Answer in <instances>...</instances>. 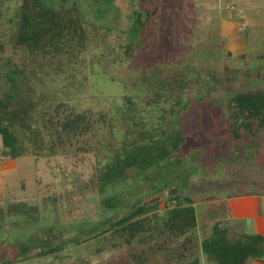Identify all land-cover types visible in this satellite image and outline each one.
<instances>
[{
  "label": "rangeland",
  "instance_id": "1",
  "mask_svg": "<svg viewBox=\"0 0 264 264\" xmlns=\"http://www.w3.org/2000/svg\"><path fill=\"white\" fill-rule=\"evenodd\" d=\"M17 1L7 6L0 0V93L11 92L6 74L16 68L13 64L25 60L23 49L15 47L22 2ZM73 1L86 31L83 61L79 66H57L56 73L43 79L31 76L28 83L18 79L27 105H34L44 140L43 144L25 140L24 156L0 157V210L19 204L28 210L6 216L3 232L8 242L22 239L34 249L51 235L59 245L68 243L57 253L42 258L35 256L38 250L29 260L15 264H126L132 255L161 242L158 234L140 236L131 245L112 241L109 232L101 234L108 223L123 216L125 199L132 195L115 198L122 212L106 207L108 196L100 193V177L138 135L134 121L125 118L128 100L138 104L148 131L155 130L161 104H149L147 96L166 94L167 82L176 77H213L217 89L205 95L203 106L182 115L187 123L181 128L185 144L173 157L181 160L182 167L163 174L162 181L185 189L184 197L198 203L199 219L200 212L206 211V220L222 218L223 199L264 194V132L250 147L249 142L235 141L226 114L232 97L264 88V21L251 23L255 15H264V7L255 9L254 0L64 2ZM219 104L223 111L217 109ZM81 113L90 115V130L82 135L62 132L60 138L56 120L64 122ZM52 117L54 126L46 127ZM0 146L4 152L1 136ZM10 161L15 167L7 166ZM128 174L137 175L135 170ZM147 177L139 182L140 191L159 183L155 174ZM156 198L157 213L163 218L167 206L173 205H166L165 194H151L144 201ZM209 202L217 204L206 206ZM77 236L81 242L71 244ZM172 256L163 252L149 263L166 264ZM4 258L0 251V260Z\"/></svg>",
  "mask_w": 264,
  "mask_h": 264
},
{
  "label": "trees",
  "instance_id": "2",
  "mask_svg": "<svg viewBox=\"0 0 264 264\" xmlns=\"http://www.w3.org/2000/svg\"><path fill=\"white\" fill-rule=\"evenodd\" d=\"M59 1L22 0L15 47L23 49L25 60L13 64L16 68L11 74H6L12 83L11 92L0 93V136L5 148L2 155L5 157L15 159L26 155L27 139L36 141V144H43L44 140L38 121L34 118L35 111L32 108L34 105H27L25 95L17 87L18 79L26 83L30 81L31 76L43 79L51 76L53 72L56 73L59 70L57 66H79L83 61L82 54L86 51L83 17L75 1L70 4L64 2L65 0H62L64 4ZM242 57L245 58L244 55ZM216 85L217 79L213 77L211 79L202 78L201 75L176 77L167 82L166 94L156 92L154 95H148L149 104L155 102L161 104L159 108L161 115L155 130L148 131V125L140 114L138 104L128 100L125 118L129 122L134 121L132 123L136 125L138 135L127 144V150L123 155L116 154L112 162L102 170L100 193L107 194L108 198L104 205L113 209L119 208L115 198H122L123 193H131L129 195L132 197L125 199L123 216L108 223L101 234L109 232L112 241L129 245L146 234H158L162 236V240L151 250L132 255L131 261L127 260L126 264H148L152 256L163 252L173 255L169 264L195 260L198 256L201 243L195 233L198 224L195 203L192 197H184L185 189L174 188L171 186L172 183L162 181L161 177L163 174L167 176L172 169L178 171L177 168L182 167L181 160H173L181 150V145L185 144L181 128L187 123L182 119V115L185 110L190 114L203 106L206 102L205 95L215 92ZM166 103L169 107H165ZM222 107L220 105L217 109L223 111L219 109ZM226 114H229L227 122L232 139L240 143L249 142V147L255 144L254 140L264 132V88L232 97L227 103ZM47 122L44 123L46 127L54 126L53 117ZM55 125L61 128L58 136L62 138V132L73 135L88 132L92 121L88 113H81L70 116L64 122L56 120ZM128 170H135L136 178H131ZM149 174H155L159 183L152 184L147 192L140 191L139 188L142 186L139 182ZM115 186L117 191L114 193ZM151 194H165L166 205H173L172 208L167 206L165 217L162 218L157 213L159 208L157 198L151 203L144 201L145 196ZM25 208L26 205L19 204L17 207L7 206L0 210V251L5 255L0 264H15L29 260L38 250L35 256L43 258L67 246L68 241H63L59 245L55 242L56 238L51 235L49 236L52 238L44 239L42 246L34 249L30 247V243L24 244L22 239H15L9 243L8 236L3 232V221L9 214L15 216L19 213L24 214V211H28ZM18 222L20 220L15 222L16 225ZM72 241L71 244L74 245L81 242L79 236L74 237ZM202 250L209 260L216 264L264 261V236L248 235L216 224L213 235L203 241Z\"/></svg>",
  "mask_w": 264,
  "mask_h": 264
},
{
  "label": "crops",
  "instance_id": "3",
  "mask_svg": "<svg viewBox=\"0 0 264 264\" xmlns=\"http://www.w3.org/2000/svg\"><path fill=\"white\" fill-rule=\"evenodd\" d=\"M5 1L7 3L3 5H7V6L17 5V3H19V1L17 0H5ZM253 6H255V9L263 8L264 0H254ZM231 8L233 9L234 7ZM258 16H260V18H258ZM258 16L255 15L254 18L252 17L251 23L253 25H257V23L260 22L261 20L262 22L264 21L263 14ZM255 20L256 22H254ZM9 165L15 167L14 163L11 161L7 163V166ZM7 166L5 168H7ZM220 202L221 204L225 203V208L221 216L222 218L216 216V218H214L213 220H206L207 213L204 210L200 212V216L202 217V219L201 218L199 219L198 203L194 204L197 220H198L195 233L199 238V241L201 243V248L195 260L192 259V260H187L185 262L183 261L180 264H216L215 262L209 260V258L203 253L202 250L203 241L209 239L213 235L214 227L216 224H220L221 227L234 229L248 235L264 236V194H258V195L247 194L244 197L243 195L238 197H232L229 199H223ZM213 204H217V202H213V203L209 202V204H205V205L210 206ZM201 205L205 206L204 204ZM149 264H151V261ZM166 264H169V262ZM248 264H264V261H249Z\"/></svg>",
  "mask_w": 264,
  "mask_h": 264
},
{
  "label": "built area",
  "instance_id": "4",
  "mask_svg": "<svg viewBox=\"0 0 264 264\" xmlns=\"http://www.w3.org/2000/svg\"><path fill=\"white\" fill-rule=\"evenodd\" d=\"M3 154V148L0 146V157L2 156Z\"/></svg>",
  "mask_w": 264,
  "mask_h": 264
}]
</instances>
